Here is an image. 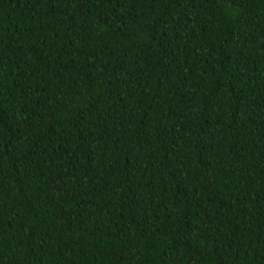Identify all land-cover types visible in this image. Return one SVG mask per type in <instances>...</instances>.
Here are the masks:
<instances>
[{
  "label": "trees",
  "instance_id": "16d2710c",
  "mask_svg": "<svg viewBox=\"0 0 264 264\" xmlns=\"http://www.w3.org/2000/svg\"><path fill=\"white\" fill-rule=\"evenodd\" d=\"M0 264H264V0H0Z\"/></svg>",
  "mask_w": 264,
  "mask_h": 264
}]
</instances>
